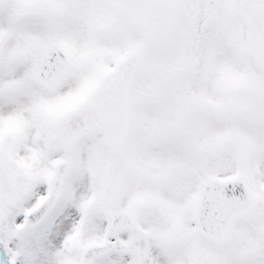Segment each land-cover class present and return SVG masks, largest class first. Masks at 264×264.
I'll list each match as a JSON object with an SVG mask.
<instances>
[{"label":"snow or ice","instance_id":"snow-or-ice-1","mask_svg":"<svg viewBox=\"0 0 264 264\" xmlns=\"http://www.w3.org/2000/svg\"><path fill=\"white\" fill-rule=\"evenodd\" d=\"M0 264H264V0H0Z\"/></svg>","mask_w":264,"mask_h":264}]
</instances>
